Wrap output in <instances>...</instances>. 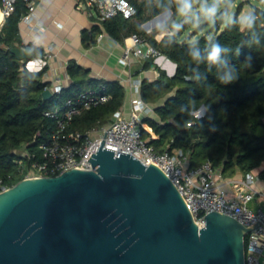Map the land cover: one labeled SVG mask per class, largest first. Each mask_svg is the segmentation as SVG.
Segmentation results:
<instances>
[{"label":"trees","instance_id":"trees-1","mask_svg":"<svg viewBox=\"0 0 264 264\" xmlns=\"http://www.w3.org/2000/svg\"><path fill=\"white\" fill-rule=\"evenodd\" d=\"M131 2L136 7L135 16L125 19L118 15L105 19L101 21L104 31L116 39L129 33L145 36L151 45L176 64L174 75L168 76L158 69L156 78H144L139 85V98L153 109L152 115L145 117L157 135V139H151L150 143L160 152L167 148V144L168 150L176 147L189 152L191 166L209 160L226 176L233 173V167L246 172L262 165L264 48L249 47L248 34L235 28L216 32L211 36L212 41L207 36L197 38L198 47L204 55L212 42L231 49L224 59L240 69V78L233 84L221 85L216 79L217 65L196 63L191 59L193 40H180L182 33L174 40L163 35L157 40L154 35L158 31L155 29L153 34H146L141 24L157 15V5L150 6L146 1ZM148 9L150 12L146 15ZM27 12V2L17 0L13 11L0 25V177L5 180L10 177V183H16L24 176L18 163L20 159L27 162L23 151L34 152L40 160L37 149L39 139L33 141L34 134L41 130L45 135L54 127L53 119L44 115L46 110L84 89L103 83L105 87L101 90L110 95L109 99L74 116L67 126V130L85 132L107 123L112 114L121 108L125 96V90L118 82L91 78L89 70L69 63L66 70L72 79L71 84L43 99L42 92L49 87V82L43 81L46 65L38 71H30L25 68V62L18 60L10 51L11 47L23 46L19 26ZM93 29L94 32L100 31L99 26ZM257 32L264 33V27H259ZM261 39L264 40V37ZM33 49V57L43 56L42 49L35 46ZM249 55L254 63L251 69L242 65ZM152 67L156 68L152 59L144 61L143 69ZM204 104H209L210 110L199 121L192 111ZM185 108L189 109L187 113ZM177 121L181 126H177ZM142 134L148 136L146 131ZM261 174L264 175V170Z\"/></svg>","mask_w":264,"mask_h":264},{"label":"water","instance_id":"water-1","mask_svg":"<svg viewBox=\"0 0 264 264\" xmlns=\"http://www.w3.org/2000/svg\"><path fill=\"white\" fill-rule=\"evenodd\" d=\"M10 51L21 61L34 54L31 45ZM89 161L0 191V264H244V235L259 222L247 229L212 211L198 227L154 164L115 156L103 141Z\"/></svg>","mask_w":264,"mask_h":264},{"label":"built area","instance_id":"built-area-1","mask_svg":"<svg viewBox=\"0 0 264 264\" xmlns=\"http://www.w3.org/2000/svg\"><path fill=\"white\" fill-rule=\"evenodd\" d=\"M16 1L0 0L3 20L13 11ZM25 1L28 12L23 17L31 22L34 19L35 1ZM84 1L89 7V14L99 21L118 15L130 19L136 14V7L131 0ZM143 27L146 34L152 32V28L147 24H143ZM131 38L133 44L125 45L123 62H128L131 56L142 60L152 59L160 70L173 73L169 72L171 62L151 45L145 36L131 34ZM51 49L52 46L48 45L42 57L24 61L25 68L30 71L40 70L45 65L44 58L48 57ZM33 64L36 68H33ZM138 85L135 84L136 91ZM104 87V84L100 83L97 87L84 89L44 112L45 116L53 119L54 127L45 135L41 130L34 134L33 141L39 139L37 149L40 160L36 158L34 152L23 151L22 155L27 157V162L21 159L18 161L23 178L55 176L73 168L91 169L89 159L103 141V148L113 149L115 156L124 152L145 165L151 163L157 166L180 193L198 227L204 226L205 214L212 211L236 219L247 229L259 222L244 235V264H264V208L253 209L250 206L258 193L252 187L257 178L252 172H243L239 177L226 176L220 167L213 166L209 160L191 166L189 152L181 148L174 147L168 150L167 144V148L162 152L157 151L150 143L151 139H157V135L145 121L152 108L140 98L132 100L128 115L119 109L105 124L94 126L85 132L67 130L74 116L109 99L110 95L101 90ZM62 88L61 84H56L52 92L59 93ZM192 114L196 118L199 117L196 111H192ZM143 131H146L148 136L144 137ZM9 180L10 177L7 180L0 177V191L14 184Z\"/></svg>","mask_w":264,"mask_h":264},{"label":"crops","instance_id":"crops-1","mask_svg":"<svg viewBox=\"0 0 264 264\" xmlns=\"http://www.w3.org/2000/svg\"><path fill=\"white\" fill-rule=\"evenodd\" d=\"M34 19L28 22L21 19L19 34L22 48L28 44L42 49L52 46L45 59L47 67L43 81L49 82L52 91L56 84L66 87L71 84L66 67L75 63L89 70L91 78L118 82L125 90L121 112L128 115L131 102L139 98V85L142 79H154L158 76V67L143 69L145 60L131 56L123 62L122 54L125 45L133 44L129 33L119 39L113 38L102 27L101 21L89 14V7L84 0H34ZM100 31L94 32L93 27ZM162 35L160 36V38ZM159 38V39H160ZM158 39V40H159ZM138 90L135 89V84ZM153 110L151 111L152 115ZM233 177L242 175L237 167L231 168ZM264 163L251 170L257 178L252 187L258 192L251 201L253 209L264 208Z\"/></svg>","mask_w":264,"mask_h":264},{"label":"clouds","instance_id":"clouds-1","mask_svg":"<svg viewBox=\"0 0 264 264\" xmlns=\"http://www.w3.org/2000/svg\"><path fill=\"white\" fill-rule=\"evenodd\" d=\"M257 3L261 7H257L255 4L246 6L244 3H238L237 0H157L154 28L163 36L174 40L186 28L191 29L195 34L205 26L215 28L219 22L221 30L235 28L238 31L246 32L249 37V47L264 48V40L261 39L264 37V33L257 32L259 27H264V0H257ZM208 39L212 41L211 36ZM229 51H231L230 48L212 42L204 55L198 47L195 35H193L191 59L196 63L207 62L217 65L219 70L216 79L225 86L235 83L240 78V69L224 59ZM242 65L251 69L254 66L252 56H247ZM209 110V104L200 105L195 109L199 114V121L207 115ZM184 111L187 113L189 109L185 108ZM176 123L178 127L181 126L179 121Z\"/></svg>","mask_w":264,"mask_h":264},{"label":"rangeland","instance_id":"rangeland-1","mask_svg":"<svg viewBox=\"0 0 264 264\" xmlns=\"http://www.w3.org/2000/svg\"><path fill=\"white\" fill-rule=\"evenodd\" d=\"M138 2H142V1H146L150 6H153V5H157V0H137ZM238 3H244L246 6L247 5H253L255 4L257 7H261L258 3H257V0H237ZM150 9L146 10L145 11V14L147 15L150 11ZM156 18V15L145 20L144 22H142L141 24V27L143 28V30L145 31V27H143V24H148V23H151L154 19ZM2 23V22H1ZM155 24V23H154ZM154 24L148 26L150 28H152V32L148 33L149 35L150 34H153V31H154ZM1 25V24H0ZM221 31V28H220V24L219 22H217V26L215 28H211V27H208V26H205L200 32H197L195 34L192 33L191 29H187L179 36V39L180 40H183V39H190V40H193V35H195V38H199L201 36H207V38L209 36H212L214 35L216 32H220ZM146 32V31H145ZM162 34L157 32L154 37L158 40L160 38ZM167 74V72H165ZM152 108V107H151ZM153 110V109H152Z\"/></svg>","mask_w":264,"mask_h":264},{"label":"bare ground","instance_id":"bare-ground-1","mask_svg":"<svg viewBox=\"0 0 264 264\" xmlns=\"http://www.w3.org/2000/svg\"><path fill=\"white\" fill-rule=\"evenodd\" d=\"M2 20H3V17H2V14L0 13V24H1ZM155 21H156V18H155L151 23H148L147 25L150 26V25L154 24ZM30 66H31V65H30ZM34 67H35V64H33V68H34ZM35 68H36V67H35ZM173 68H174V65L171 63V68H170V70H169L170 73L173 71Z\"/></svg>","mask_w":264,"mask_h":264}]
</instances>
